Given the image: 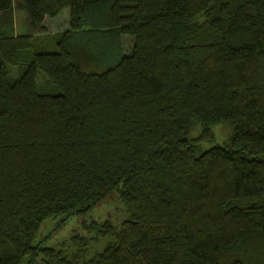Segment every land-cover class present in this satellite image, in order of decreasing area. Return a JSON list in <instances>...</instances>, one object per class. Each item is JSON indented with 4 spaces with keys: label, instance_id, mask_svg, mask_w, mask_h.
I'll use <instances>...</instances> for the list:
<instances>
[{
    "label": "trees",
    "instance_id": "1",
    "mask_svg": "<svg viewBox=\"0 0 264 264\" xmlns=\"http://www.w3.org/2000/svg\"><path fill=\"white\" fill-rule=\"evenodd\" d=\"M263 155L264 0H0V264H264Z\"/></svg>",
    "mask_w": 264,
    "mask_h": 264
},
{
    "label": "rangeland",
    "instance_id": "2",
    "mask_svg": "<svg viewBox=\"0 0 264 264\" xmlns=\"http://www.w3.org/2000/svg\"><path fill=\"white\" fill-rule=\"evenodd\" d=\"M15 11L19 13L17 9ZM66 11L67 10L65 9L62 12H66ZM15 18L14 21L16 20L15 21L16 31L20 32L26 30V28H23L24 22L22 21V19L19 17H15ZM54 24L58 27L61 26L64 27L63 24H61L60 26L56 22H53L52 25L54 26ZM47 26H51V25H47ZM47 32L50 33L48 29ZM123 39L125 40L126 37ZM124 51L125 52L127 51L125 47H124ZM11 73L12 75H14V70H12ZM210 129L214 136V140L211 143L201 144L200 145L201 150H206L215 144L220 145L223 142V140H225L230 134V126L227 122L216 123L212 125ZM193 132L194 130L191 132V134ZM262 158L264 159V155ZM122 207L123 206L119 203V201L116 200L115 196L110 195L106 197L102 202L94 206L85 215L71 216L65 222H63V224H61L59 227H56L55 224L60 219V217L44 220L37 231L35 241L38 240L41 241V245L44 247H57L62 241L66 240L69 236L75 233L78 234L80 233L81 235L89 236L88 234L84 233V231H82V229L79 227L80 221L93 220L95 222H102L104 220H109L112 224L116 225L120 220L126 217V214L123 212ZM101 244L102 242L92 245L91 249L99 250Z\"/></svg>",
    "mask_w": 264,
    "mask_h": 264
},
{
    "label": "crops",
    "instance_id": "3",
    "mask_svg": "<svg viewBox=\"0 0 264 264\" xmlns=\"http://www.w3.org/2000/svg\"><path fill=\"white\" fill-rule=\"evenodd\" d=\"M16 9H13L12 10V18H13V23H12V26H13V29H15V31H16V23H15V21H14V18L15 17H19V18H21L22 19V21L24 22V27L23 28H26V20H25V15H24V13L22 12V11H20V10H18L19 11V13H17L16 11H15ZM67 17H68V12L66 11V12H62V13H60L54 20H52L51 22H50V24L49 25H51V26H47L48 28V30H49V32L50 33H58V32H61V31H63V30H65L66 29V27H67V24H65V23H67ZM16 19V18H15ZM58 21V22H57ZM53 22H56L57 24H59L60 26H61V24H63V26L64 27H58V26H56L55 24H54V26L52 25L53 24ZM65 22V23H64Z\"/></svg>",
    "mask_w": 264,
    "mask_h": 264
}]
</instances>
